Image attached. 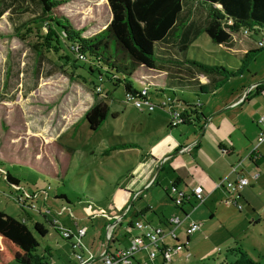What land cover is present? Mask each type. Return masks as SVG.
I'll use <instances>...</instances> for the list:
<instances>
[{"label": "rangeland", "instance_id": "obj_1", "mask_svg": "<svg viewBox=\"0 0 264 264\" xmlns=\"http://www.w3.org/2000/svg\"><path fill=\"white\" fill-rule=\"evenodd\" d=\"M105 1L64 0L53 13L67 19L76 29H83L82 35L88 37L103 29L110 21L111 13ZM2 8L0 208H5L12 217L21 219L20 207L11 195L15 189L5 181L6 172L17 178L28 193H39L35 198V208L43 212L48 206L51 214L44 217L28 209L26 211L30 220L26 224L32 230L33 224L39 222L47 230L45 236L34 232L39 242L36 253L44 255L49 263L63 264L67 257L72 256V252L69 242L53 228V216L57 218L58 226L65 229L74 230V223L78 227L85 225L89 230L82 242L88 249L94 250L100 241L106 239V232L104 231V238H100L98 227L91 221L94 215L104 212L111 204L117 177L125 173L124 168L128 163V160L123 162L118 152L107 155L103 153V149L108 148V144L115 146L116 143L122 145L127 140L132 141V134L139 126V118L142 116L156 115L157 112L166 117L169 115L166 109L159 107L151 112L140 111L125 101L124 78L131 82L135 90L146 85L137 78H149L142 66L137 67L132 75L117 72L115 76L119 81H115L116 84L101 69L102 79L98 81L96 71L88 72L87 62L76 60V67L72 65L75 57L67 48L65 53L70 57L69 62L60 58L62 52L55 54L44 49L40 54L36 52L35 45L41 42L40 36L52 33L47 27L37 29L32 26L29 31L22 30V34H19L16 28L20 23L30 21L40 13L35 0H6ZM208 8V4L198 0H184L179 23H183V31L190 34L187 48L179 51L181 41L174 36L179 25L163 41L156 43L153 69L160 73L161 86L167 91L157 96L155 87L147 86L155 104L169 96L173 101L179 99L180 103L184 100L203 105L206 118L216 110L231 118L236 129L228 140L234 144V154L227 156L216 148L219 159L216 158L215 173L224 169L220 176L223 178L228 175L231 165L239 162L238 172L251 181V184L241 189V197L237 198L236 193L229 195L225 190L211 193L212 184L208 183L210 179L207 177L208 181L205 180L200 185L203 203L198 204L192 198L191 206L184 205L187 218L200 223L201 229L189 236L179 264H220L224 260H232L227 249L236 244L241 245L259 264H264V141L257 146L258 157L255 164L248 157L256 145L259 134L256 122L262 113L256 118L253 114L264 108V96L253 88L254 83H264V48L255 50L258 49V42L264 40V34H244L243 29H240L231 33L228 42L215 43L203 30ZM248 51H253L252 55L244 61L243 56ZM169 52L176 54L178 59H163V54ZM190 61L222 66L234 74L206 76L208 80L213 79V85L217 83V87L203 95L196 89L187 87L191 84L188 79L192 74L197 76L196 80L199 78L197 68ZM126 63L129 65V60ZM174 73L188 78L183 81V87L177 84L175 76H171ZM170 81L174 82L173 85L169 84ZM247 91L249 95L244 103L230 106V102L239 95L245 97ZM99 101L105 102L111 113H117V118L110 120L108 115L107 122L97 132H92L83 120V115ZM179 127L178 130H189ZM261 128H264V124H261ZM124 144L133 147V143ZM224 144L229 146L226 142ZM133 150L123 152L122 155L132 157ZM189 155V158H184L186 161H191L190 157L195 156L193 152ZM171 166V162L165 165L160 178L166 180L162 185H153L156 195L161 196L169 211L175 210V203L166 197L163 188H167L169 197H176L169 182L173 180L169 178L173 176ZM229 179L234 181L236 175H231ZM47 186L51 189L45 198L41 192ZM54 193L64 194L66 198H54ZM230 196L235 203L225 204L224 200ZM139 200L136 202H142ZM62 207L65 208L64 211L61 210ZM128 211L122 225L112 230V236L117 237V241L111 243L112 248L125 245L127 221L136 219L135 207H130ZM135 232L137 233L135 230L131 231L133 234ZM176 234L179 235L180 242L185 243L184 225L178 227ZM212 248L217 251L207 255ZM188 253L191 256L186 261Z\"/></svg>", "mask_w": 264, "mask_h": 264}, {"label": "trees", "instance_id": "obj_2", "mask_svg": "<svg viewBox=\"0 0 264 264\" xmlns=\"http://www.w3.org/2000/svg\"><path fill=\"white\" fill-rule=\"evenodd\" d=\"M6 0H0L1 9ZM40 7V13L30 21L20 23L16 30H30L32 26L39 29L44 26L52 33L41 35V42L35 45L36 52L44 49L47 52L59 53L60 58L69 62L70 57L65 53L67 48L76 60L88 63L87 70L96 71L101 81V69L110 75V79L118 82L115 74L121 72L132 75L137 67L155 68L156 55L154 45L163 41L173 31L174 36L181 41L179 51L187 48L190 34L183 31V23H179L184 0H106L110 9L109 23L97 33L84 37L83 29H76L63 17L54 15L53 10L64 3V0H35ZM105 1V2H106ZM209 5L207 21L204 31L215 43H226L231 39V33L240 29L248 32L264 34V0H198ZM264 41V40H263ZM264 46L258 47L263 49ZM253 51L244 54L243 60L251 57ZM129 60V65L126 61ZM199 74L204 76L228 75L234 72L217 65H209L198 61H190ZM264 84V83H260ZM125 92L136 91L130 81L123 79ZM217 86V84H215ZM204 85L200 86L203 91ZM199 103L182 102L180 108L181 122L179 124H198L203 117ZM109 106L103 102H95L83 115L88 128L97 131L108 115ZM178 124V125H179ZM177 126V125H176ZM125 146L124 144L118 145ZM222 151L228 153L227 148L219 145ZM112 148H117L113 146ZM255 164V161H252ZM5 181L18 184V180L6 172ZM178 181L176 180L172 186ZM238 197H241L239 194ZM23 219H16L0 210V264H50L44 255L36 253L39 242L34 232L45 236L46 228L39 222L33 224L31 230ZM53 226V225H52ZM56 232L57 229L53 226ZM188 241V238H186ZM232 260H224L220 264H259L241 245L236 244L227 249Z\"/></svg>", "mask_w": 264, "mask_h": 264}, {"label": "crops", "instance_id": "obj_3", "mask_svg": "<svg viewBox=\"0 0 264 264\" xmlns=\"http://www.w3.org/2000/svg\"><path fill=\"white\" fill-rule=\"evenodd\" d=\"M163 55L161 58L166 60L178 59V56L176 54H171V52ZM146 72H147L146 76H148L149 78L143 79L142 76H140V78L137 77L138 80H140V82L142 83L148 84L149 86H154L155 94L157 96L163 95L164 92L167 90H165L164 87L161 86L159 80L160 73L155 72L154 69H146ZM197 75L199 77L197 78V80H196L197 76L195 77L194 74H192L189 79L184 78L178 73H174L171 76H175V78H177L178 80L177 84H179L182 87L184 86L182 84L183 81L188 79L191 84L187 85V87L196 89L197 92H201V94L203 95H205L206 94L205 92H208L210 89L212 91L216 89L217 86H215V84L217 83L213 85L214 82L213 79L208 80L206 76H204L203 74L198 73ZM167 82L168 81L165 82L166 85ZM173 83H174L173 81H170L169 84L173 85ZM201 85H204L203 91L200 90ZM254 90H256L258 93L263 95L258 89H254ZM248 91L246 92L245 97L242 98V96L239 95L235 100L231 101L230 106L241 105L242 103H244L247 100V96L249 95ZM208 93H210V91ZM198 99L199 98H197V101ZM183 101L184 100H182V102ZM180 102L181 101L177 99L178 104L176 106H180L181 108L182 103ZM200 111L203 117L201 118L198 124H179L174 127H171L169 125V121H170L169 117H166L163 114H160L158 112L156 115H152V116L150 114H147L148 117L142 116L141 118H139V126L136 127L135 133L132 134L133 140L132 141L127 140L126 142H122V144L133 143V147H127L125 144H124L125 146L119 147L118 145L121 144L116 143L114 145H116L117 148L112 149L111 146L113 145L108 144L107 145L108 148L103 149V151H105L103 153H107V155L108 154L110 155L112 152H118L122 156L123 162L125 163L124 160L126 161L128 160V163L125 166L126 168H124L125 173L117 177L118 179L115 182V187L111 194L112 195L111 204L105 208L104 212L94 215L95 217L92 219L91 222H95V225L98 227L100 232L99 237L104 238L107 225L114 223L115 226L113 229H115L118 226H121L123 223V219L126 218L128 212L130 211V210L128 211L130 207L131 208L135 207L136 219L134 220L130 219L127 221L126 232H125L126 241L123 247L112 248L111 243L117 241L116 236L115 237L112 236L110 241L103 239L98 243V245L94 248V250L92 249L90 250L84 245L89 252L95 255L94 260L90 264H102L100 256L103 252L111 253L116 250L128 247L130 244L131 236L135 234H139V231L136 229H131L129 231L127 230L128 227L135 221H142L145 223H149L152 226H160L164 231H167L170 228L168 219L172 216H178L182 220L179 226L181 225H184L185 227L187 226L189 219L187 218V211L185 210L184 205L191 206L192 198L189 201H184L180 206L175 205L176 211L172 209H170L169 211L168 208L165 207V204L162 202L161 196L156 195V189L153 187V185L155 184L156 187H158L159 184L161 186L162 185L161 183H163V181L166 180L160 178L162 172L165 170L166 163L171 162L172 164L171 168H172L173 176H170L169 178H172L173 180L169 182H171V186H172V184H174V182L177 180L178 182L175 184V186L177 187L178 190H182L184 192H190L193 186L203 184L205 180H207V177L208 179H210V181L207 180L208 183L212 184L210 185L211 193H214L218 190H224L223 188L215 186V183L221 178L220 176L225 171L224 169H220L217 171V173H215L217 168L216 158L219 159V157H217L219 155L216 153L215 149L217 148L222 154H226L227 156H232L234 154V144L232 141L228 140V138L231 139V136L233 135V132L235 131L236 127L233 125L231 118H229L225 114H222V111L220 110L219 111L216 110V112L210 115L209 118H206V116L203 113V105H201ZM263 112H264V108L263 110L259 109L258 111L254 112L253 117L256 118L259 113H263ZM113 114H114L113 116L109 114L110 120H114L117 118L116 116L117 113H113ZM106 120L103 122L100 128L105 124V122H107ZM179 126H182L181 128H186L189 130L188 131L178 130V128H180ZM257 127L259 129L258 125ZM97 131H92V132H97ZM224 142L228 143L229 146L227 147L224 144ZM219 145H222L223 147L227 148L228 153L223 152L220 149ZM109 146L111 148H109ZM186 147L187 149L183 150V148ZM132 149H134L133 150L134 154H131L133 155L132 157L122 155L123 152H131ZM190 152H193L195 156L190 157L191 161H186L184 158L185 157L189 158ZM12 177L15 178L14 176ZM250 184L251 181L249 182L248 185ZM9 185L12 186V184ZM18 185L21 186L19 180H18ZM180 187H182L184 190L181 189ZM163 191L166 197L170 201H173V196L169 197L167 188H163ZM15 193L16 191L14 190V193L11 194L12 198L15 195ZM35 193L37 194L35 196L36 198L39 194L37 192H34L32 194L29 193V195L33 196ZM58 197L66 198L64 194L54 193V198H58ZM35 198L28 199L29 204H27V202L26 204L23 205L18 204L21 210L20 211L21 215L19 218L25 221L30 220V215L26 211L28 209L33 210V212L35 213L37 212V214L46 217V215H44V213L41 212L39 209L30 206V204L36 203ZM139 199L142 200V202H136V200ZM128 205L129 207L127 208ZM1 209L2 208H0V210ZM61 210L64 211L65 208L62 207ZM2 211L11 215L10 212H8L5 208H3ZM74 226H75L74 228L75 230L76 227L78 226L76 223H74ZM81 227H85L86 229L85 235H86L89 229H87L85 225ZM178 227L175 229L176 238L172 239L170 237H167L165 239L166 244L172 245L174 243H180L184 245L189 241L190 235L189 236L186 235L184 239L185 243L180 242V237L178 234H176V230L178 229ZM200 229H201V224H200ZM133 230L137 231V233L136 232L134 234L131 233V231ZM186 238H188V241H186ZM67 241L69 242L70 245V241L69 240ZM215 251L217 250L215 248H212L207 253V255L212 254V252ZM182 252H185V249ZM182 252L173 255L170 262L166 264H179L180 259L183 258ZM190 256L191 254L188 253V257L186 258V261H188ZM142 263L150 264L147 261V257L144 253L142 252L135 253L133 255V258L131 259L130 264H142ZM162 263H163V259L161 256H157L153 262V264H162ZM63 264H77V261L73 256V253L72 256L66 258V261Z\"/></svg>", "mask_w": 264, "mask_h": 264}, {"label": "built area", "instance_id": "obj_4", "mask_svg": "<svg viewBox=\"0 0 264 264\" xmlns=\"http://www.w3.org/2000/svg\"><path fill=\"white\" fill-rule=\"evenodd\" d=\"M243 33L248 34V31L243 30ZM262 46H264L263 40L258 42V47ZM253 88L258 89L264 95V84L256 83L253 85ZM125 101L127 103H131L134 108L140 111L145 110L151 112L156 107L166 109L169 114V125L171 127H174L181 122L180 109L176 108V105L178 104L177 101H173L171 97L166 96L163 97L158 104H155L151 100L147 84L139 90L125 92ZM261 124H264V112L257 119L259 134L257 136L255 147L248 155L251 161H255V159L258 157L257 146L264 141V128H261ZM186 149L187 147L183 148V150ZM238 165L239 162L236 165H231L228 175L220 178L215 183L216 187L223 188L229 195L236 193L237 198L240 194V190L249 184V180L247 178L239 175ZM230 175H236V179L234 181L230 180ZM253 178L255 179L256 175H254ZM12 186L16 191L13 198L19 205L26 204L28 199H34L37 195L35 193L33 196H30L29 193L18 184H12ZM50 189V186H47L41 192L44 193L45 198L47 197L48 190ZM171 190L176 195V197L173 198V202L176 206H180L184 201H189L191 198L195 199V202L198 204H201L204 201V196L202 195V188L200 185L193 186L190 192L178 190L176 186H171ZM231 202L235 203V200H232L231 196L224 200L225 204H229ZM30 206L35 208L34 204H30ZM43 213L44 215H50V208L46 207ZM168 222L170 228L167 231H164L160 226H152L149 223L135 221L128 227L127 230L129 231L131 229H136L139 231V234L131 236L130 244L128 247L116 250L111 253L103 252L100 256L102 264H130L133 255L137 252L144 253L147 257V261L150 264H153L157 256L162 257V264L170 262L173 255L183 251L184 245L180 243H174L172 245L166 244L165 239L167 237H170L172 239L176 238L175 229L180 225L182 220L178 216H172L168 219ZM51 223L57 229L59 235L63 239L70 241L71 250L74 258L77 261V264H90L94 260L95 255L89 252L82 242V238L86 232L85 227H76L75 230L65 229L60 225L58 226V220L54 216L51 219ZM114 226V223L107 225V241H110V239L112 238V230ZM199 229L200 223L194 220H189L187 226L185 227V233L187 236H189Z\"/></svg>", "mask_w": 264, "mask_h": 264}]
</instances>
